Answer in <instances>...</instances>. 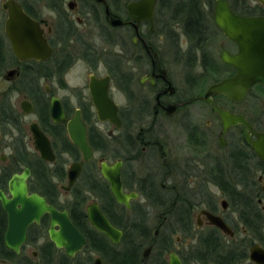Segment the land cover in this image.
Returning <instances> with one entry per match:
<instances>
[{
	"label": "flooded vegetation",
	"instance_id": "flooded-vegetation-1",
	"mask_svg": "<svg viewBox=\"0 0 264 264\" xmlns=\"http://www.w3.org/2000/svg\"><path fill=\"white\" fill-rule=\"evenodd\" d=\"M137 1L106 0L109 13L126 23L113 27L108 22L106 6L95 0H0V191L9 198L12 177L28 170V194H36L59 212H67L68 219L86 242L80 252L67 256L50 241V217L45 214L39 223L28 225L25 242L19 253H15L4 244L7 216L0 204L3 248L0 264H94L98 259L101 264H134L129 252L122 251L133 239L141 241L136 264H169L172 253L181 264H197L192 261V250L197 243L186 244L182 250L175 249L181 237L177 235L173 242L171 232L167 231L168 218L177 209L181 211L176 215V222L186 235L193 233L195 218L199 230L205 227L215 232L232 248L242 250L244 247L246 257L237 264H254L249 260V250L258 243L236 238L238 231L244 236L251 235L238 211L237 218L224 214L229 204L232 207L230 190L238 193L236 202L241 209L242 189L250 195L249 213L261 221L259 235L255 238L262 239L258 245L264 249V84L254 85L239 103L222 95L212 97L216 106L240 114L248 121L252 131L247 134L258 142V155L246 141L244 126L231 127L222 136L219 116L212 112V105L203 101L208 88L200 97L193 91L197 80L207 75L210 68L214 69L209 59L206 62L203 56L199 57L204 50V35L199 42H193L177 25L163 27L164 35H159L155 25L159 0L154 8L153 29L142 22L136 33L129 22L127 5ZM11 4L30 22L36 23L37 31L50 49L46 60H22L14 54L6 32ZM230 6L239 16L264 17V12L260 11L242 15L232 4ZM211 21L213 23V11ZM182 36L189 40L185 53ZM222 37L232 50H221L219 60L222 69L230 73L213 84L236 74L233 66L221 61V53L235 55L237 46ZM156 38L169 42L173 56L159 42H152ZM183 71L189 86L186 91L175 82V77ZM104 96L108 100V103L104 101L105 109L116 111L115 122L99 118L95 98ZM250 98L257 102L254 118L247 111H230L220 102L239 105ZM196 103L210 110L217 127L209 121L203 127L190 125L191 108ZM169 106L175 107L171 115L166 111ZM55 109L62 113L61 121L54 120L52 110ZM180 117L188 126L178 124L181 132L177 133L172 125ZM76 124H81L78 134L80 138L85 137L87 159L70 136V128ZM234 130L239 131V135L231 139ZM38 136L47 140L53 157L51 162L42 158L36 144L40 142ZM74 165L78 174L71 181ZM103 168L119 170L122 193L130 197L127 205L116 201ZM199 177L219 190L223 198L219 204L222 212L207 192L200 191L204 202L199 204L193 195L195 190L183 191V186L179 185L180 181ZM185 193L191 200L196 199L200 206L197 212H194L197 207L184 198ZM62 195L66 198L64 201H61ZM222 201L227 204L225 210ZM94 206L121 232L118 244L90 223L88 212ZM152 209L158 211V224L150 233L146 225ZM201 211L221 218L233 236L211 225ZM186 221L189 228L185 227ZM138 225L145 228L146 236L136 234ZM41 240H45L43 245ZM47 244L52 250L44 249ZM103 248L107 252H103ZM147 248L151 250L144 258ZM152 253L154 259L150 261ZM79 255L84 258L76 262Z\"/></svg>",
	"mask_w": 264,
	"mask_h": 264
},
{
	"label": "water",
	"instance_id": "water-1",
	"mask_svg": "<svg viewBox=\"0 0 264 264\" xmlns=\"http://www.w3.org/2000/svg\"><path fill=\"white\" fill-rule=\"evenodd\" d=\"M106 6V0H95ZM262 3V0H256ZM157 0H139L127 5L130 24L138 31V26L142 22H147L150 29H153L154 8ZM106 14L109 16V24L113 27L123 26L126 23L116 15L110 14L106 6ZM213 23L222 35L234 42L237 46V53L230 55L228 52L221 53V61L231 65L236 69V74L222 80L219 83L208 87L203 101L213 106L212 112L220 118L222 126V136L234 126L242 125L245 127V138L251 145L253 151L259 154L258 142L252 141L247 134L252 131L250 124L240 114H233L216 106L212 97L222 95L230 101L239 103L245 99L249 90L256 84H264V17H246L239 16L232 10L228 0H215L213 10ZM6 32L12 45L14 54L22 59L46 60L50 49L46 41L41 38L40 31H37L36 23L30 22L26 16L21 15L20 9L14 4L9 5V19ZM22 34V36H20ZM20 38V39H19ZM33 45V47H30ZM171 86L169 85V88ZM98 101V115L100 120L117 121L116 111L112 112L105 109V102L108 103L106 96L95 98ZM105 101V102H104ZM175 107L169 106L166 111L171 115ZM52 116L55 121L62 120L60 110H52ZM78 121V120H77ZM81 124H76L70 128V136L73 143L83 152L87 159V144L85 137H79ZM222 136L220 143L223 144ZM40 139V140H38ZM38 148L44 160L51 162L53 157L51 150L45 138L37 137ZM103 175L110 183V189L116 201L119 204L127 205L128 197L122 193L119 178V170L103 168ZM78 174L77 166L72 167L70 180L73 181ZM29 171L25 170L20 175H14L9 183V198L0 191V204L7 216V229L4 235V244L7 249L19 253L20 247L25 242L26 228L31 223H39L41 217L47 214L50 217V228L48 230L50 241L57 249H62L67 256L73 257L80 252L86 242L81 234L76 230L67 216V212H59L50 206L47 201L36 195L28 194L26 179ZM222 208L225 210L227 204L222 201ZM208 222L218 228L223 234L233 236L231 229L225 222L209 212L201 211ZM88 217L90 223L100 232L106 234L114 243L118 244L121 232L114 229L109 222L101 215L94 206L89 209ZM199 225V224H198ZM57 228V229H56ZM151 248H147L143 257L147 258ZM249 260L254 264H264V249L258 244L253 245L249 250ZM8 264V263H6ZM94 264H101V260H96ZM169 264H181L178 256L174 253L169 255Z\"/></svg>",
	"mask_w": 264,
	"mask_h": 264
},
{
	"label": "rangeland",
	"instance_id": "rangeland-1",
	"mask_svg": "<svg viewBox=\"0 0 264 264\" xmlns=\"http://www.w3.org/2000/svg\"><path fill=\"white\" fill-rule=\"evenodd\" d=\"M170 1H174V0H164V2L156 8V23H155V25H156V27H158L157 31H158L159 35H164L165 31L162 30L163 27L171 26L170 25L171 24V19H170L171 12L166 9L167 7L165 8L167 3L170 4ZM228 1L230 2V4H232V5L234 4V6L237 8V9H235V11L238 13H240L239 9L241 7V2H242V7L251 9V11H249V12H252V11H255V13L259 12V11L264 12V0H262V2H263L262 5L260 2H258L256 0H228ZM213 3H214V0H205L204 1V9L209 14V16L204 21L205 22V32L203 33V35L205 37V41L203 44L204 50H203V54L199 53V57L203 56V58L205 59L206 62H207V59H209V62L213 64L214 69L213 70H211V68H210V70L208 69L209 71L207 72V75L202 76V78H199L197 80L196 86H195L193 91L196 94V96H199V97L203 95V93L206 91L208 86L215 83L216 81H219V80L227 77V75L230 73V72H226V71H224V69H222L221 63L219 60V54H220L221 50L225 49V50L230 52L232 49H231L230 45L227 43V41L224 40L222 35L219 33V31L216 29V27L214 26V24L211 21V14L213 11ZM172 4H174V3H172ZM180 32H182V30ZM183 36H182L181 44H182V49L185 53V50L189 45L188 44L189 40H186L185 38H183ZM152 42H154V43L159 42V45H161L163 49L168 51L169 54H171V56H173V53L170 52L171 48H170L169 42H167L166 40L159 41L157 38L152 39ZM182 57L185 58V54ZM196 71H197V73L202 75V73H200V69H197ZM185 77H186V75H185L184 71L179 77H175L176 78L175 79L176 85L181 87L182 91H186L189 89V86L186 83ZM257 92L258 91H255L254 93H257ZM220 102H221V104H223V106L225 108L229 109L230 111H233V112H246L247 111L251 117L254 118L256 116V111H257L256 99L250 98L247 101V103L239 104V105L227 103L225 101H220ZM207 121L212 122L213 127L214 126L217 127V122L214 119V117L212 116L209 109H207L206 107H204L200 103H196L195 105H193V107L191 108V119H190L191 124L190 125H198L200 127H203ZM178 124H180V125L182 124L183 127H185V125H187V121L180 117V118H177V121L175 123H173L172 127L174 128V131L176 130L177 133H180L181 130L178 128V127H180ZM237 135H239V131L234 130L230 134V137L232 139L234 137H238ZM174 136L175 135H173V137ZM214 142H215V147H217L216 141H214ZM201 179H204V178L199 177L197 180L190 179L187 182L183 180L182 183L180 181L181 184L179 183V185L183 186V191L185 189L187 190V192H189L191 190L196 191V193H193V195H195L194 197L197 198L198 200L197 201H196V199L191 200L190 195L187 193L183 194L184 198L189 199L192 202V204L197 207L196 209H194V212H197V210L200 207L199 204L204 202V199H203L204 195H202L200 193V191L205 192V194L208 193L214 198L213 201H215L216 205H218L219 212H222L219 204L223 198L220 196L219 190L215 186L211 185V182L204 181V180L201 181ZM65 199H66L65 196L62 195L61 201H64ZM195 201L199 202V204H197ZM180 211L181 210H178V209L173 211V214L168 218L167 225H166L167 231L171 232L173 242H174V239L177 235H179L181 237V243L179 245H174V248L178 249V250H182L183 247H186V244H189L191 246L194 245L196 243L197 237L199 235H201L202 233H205L209 230L205 227L202 228V230H199L195 226V218H193V229H194V231L191 235H186L181 230L180 225L176 222V218H178L177 216H179ZM157 213H158V211H156V209L151 210V214L149 216V220H148L147 225H146V230L148 231V229H149L150 233L154 232V230L158 224V219L156 218ZM224 214L226 216H229V217H234V218L238 217L236 210L233 207H231L230 204L228 205V208L224 212ZM236 238L245 239L246 242L251 241V242L260 244V241L258 239H256L255 237H253V235L244 236L239 231L236 235ZM260 240H262V239H260ZM44 243H45V240H41L40 244L43 245ZM153 254L154 253H152V255H151L152 260H150V261H153V259H154ZM83 258H84L83 255H79L75 258V261L79 262ZM242 264H246V263L243 262Z\"/></svg>",
	"mask_w": 264,
	"mask_h": 264
},
{
	"label": "trees",
	"instance_id": "trees-1",
	"mask_svg": "<svg viewBox=\"0 0 264 264\" xmlns=\"http://www.w3.org/2000/svg\"><path fill=\"white\" fill-rule=\"evenodd\" d=\"M136 1V0H134ZM205 0H174L170 1V4L167 3L165 8L171 12L170 25L181 26L184 30V33L191 38L193 42H199L201 35L205 32V20L209 14L204 9ZM164 0H159L158 5L162 4ZM174 4H172V3ZM233 9H237L234 4L232 5ZM239 11L242 15H246L251 9L241 7ZM243 181V178H242ZM245 189V186H244ZM238 193L234 190L229 191L230 201L232 202V207L238 211L242 217V224L244 225L248 234L257 237L259 235V223L261 221L257 219L255 215L249 213L250 211V195L245 190L242 189V207L239 209V205L236 202L238 199ZM236 198V199H235ZM1 218V214H0ZM188 221V218H186ZM185 222V227L189 228V224ZM136 234L147 235L145 228L141 226H136ZM141 229V230H140ZM143 232V233H141ZM1 235V234H0ZM144 236V237H145ZM259 241H261L259 239ZM197 244L192 250V261L197 264H237L239 260H244L246 257V252L244 247L241 248H232L227 246L221 237H219L215 232L207 231L199 235ZM141 241L138 239H133L129 243V247H125L122 251H128L132 261L136 264L139 252H140ZM52 246L47 244L44 246L45 250H52ZM2 238L0 236V253L2 252ZM103 252H107L103 248ZM2 255V254H1ZM119 260H123V257H120ZM120 264V263H119Z\"/></svg>",
	"mask_w": 264,
	"mask_h": 264
}]
</instances>
